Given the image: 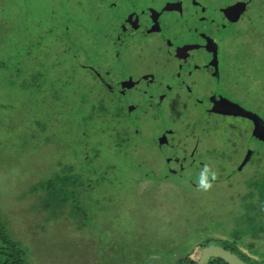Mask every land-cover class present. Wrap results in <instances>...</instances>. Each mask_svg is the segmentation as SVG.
<instances>
[{"label":"rangeland","instance_id":"obj_1","mask_svg":"<svg viewBox=\"0 0 264 264\" xmlns=\"http://www.w3.org/2000/svg\"><path fill=\"white\" fill-rule=\"evenodd\" d=\"M243 1L0 0V232L29 264H187L206 240L264 264V219L250 220L264 213V134H253L264 125V0L221 22ZM175 13L216 36L215 93L240 113L203 112L183 91L164 105L124 98L103 82L115 70L134 95L201 61ZM163 126L186 139L181 152L210 155L190 156L220 176L210 190L175 173L174 149L169 166ZM72 172L82 181L68 196L41 191Z\"/></svg>","mask_w":264,"mask_h":264},{"label":"flooded vegetation","instance_id":"obj_2","mask_svg":"<svg viewBox=\"0 0 264 264\" xmlns=\"http://www.w3.org/2000/svg\"><path fill=\"white\" fill-rule=\"evenodd\" d=\"M251 1L252 0L243 1L241 9H237L233 13H230L226 18H221V22L231 23V22L239 21L245 12L244 10ZM160 13H163L161 9H160ZM173 15H174L173 18L174 23L176 24L187 23L188 26H185V28L187 27L185 33L191 35L193 31L194 34L197 36L198 41L201 42V44L203 45L205 54H203L201 61H199L201 63L198 62V63H194V65H189L179 68L178 70L169 73L160 79H155L134 95L132 92H130L127 89V87L113 83V77H114L113 73L115 70L106 71L105 76L102 77L103 82L111 90L120 92L122 94V97L124 98L127 97L133 99V97H135L136 99H140L142 97H146L147 95H151L152 99H154V102L156 104L158 103L160 105H164L169 101V99L172 97V95L175 92L179 93L183 91L184 98H187V101H191L192 103H194L203 112H220L225 115L240 113L238 109V104L229 101L225 97H220L215 93V83L216 80L218 79V71H219L217 66L218 61H217L216 36H211L209 32L208 34H206L203 31V27L201 26V24L199 25L193 19L190 18L187 19V17L184 18L180 17L178 16L177 13ZM159 22L161 25H163V27H168L167 25L168 20L165 17L160 16ZM216 27L217 26H214L215 29ZM195 31L198 33V35L195 33ZM74 56L75 58L78 57L77 54H75ZM98 75L100 77L103 76V74H101L100 72H98ZM241 113L250 115L245 112H241ZM255 132H256L255 142L260 143L262 135L264 134V125L261 124V127L259 126V130L256 131L254 130L253 134ZM161 135H162V145L160 147L161 153L166 156V154H169L170 150L174 149L173 154H175V156L173 157H176L177 159L174 166L175 173L182 175L183 177L184 174L187 173L186 174L187 179L192 182L200 179L203 171L197 169L196 167L197 165L195 163L190 162V156L192 155L193 159L196 161L201 160V158L203 157L206 158L205 161L208 162L209 161L208 158H210V155L207 158L206 156L205 157L201 156L205 153L193 152L194 154L192 153L185 154L181 152L182 147H180V145L186 139L183 137H179V135L176 132L171 131L170 129L167 130L165 126H163L162 128ZM187 140L189 141L186 143L184 149L187 146H189V143L191 142L190 137L187 138ZM195 148H197V146H195ZM189 149H194V147L190 146ZM202 151H204L203 147H202ZM166 160L167 163H169V166H171L172 165L171 155L166 156ZM149 175H150L149 173H146L145 175L146 180L149 179ZM171 177H173L171 172L164 173V175H160L161 180L164 181L170 180ZM208 177L210 182H219L221 180L220 176H217L215 180H212L210 175H208ZM206 242L207 240L204 242H199L200 251H202L204 248L209 246H221L220 244L212 245V243L210 242L206 243ZM200 244H206V246H200ZM237 256L242 258V256L238 254ZM211 260H215V262L219 264L222 263L221 261H219V259H211ZM212 262L213 261H210L209 264Z\"/></svg>","mask_w":264,"mask_h":264},{"label":"trees","instance_id":"obj_3","mask_svg":"<svg viewBox=\"0 0 264 264\" xmlns=\"http://www.w3.org/2000/svg\"><path fill=\"white\" fill-rule=\"evenodd\" d=\"M73 171V170H71ZM69 170V172H71ZM71 175H76L75 173H64V176L62 175H58V182H53L54 183V186L53 187H44L43 186V189H41V191L45 192V195H47L46 197L48 198H51V194L52 196L54 195V197H58L60 198L62 195H63V192L66 190L67 191V196L69 195L68 194V191L69 190H72V189H69V185H72V186H77L79 184H77V181L80 180L82 181L81 177L79 179V174H78V180H77V177L75 176V178L73 180L75 181H72V178H71ZM84 183V182H82ZM82 187V185H81ZM38 190V189H36ZM70 198H62V199H51L53 200V203H56V202H63L64 204H67L68 201H69ZM50 201V200H49ZM54 205V204H53ZM45 207H50V203H45ZM257 214L256 217L250 219L251 221H253L254 219H258L260 221H263L262 219H264V217H262V215L264 214L263 212L262 213H259L258 210H256ZM254 215V216H255ZM258 216V217H257ZM256 222V220H255ZM258 231L261 230V232H264V227L262 228H259L257 229ZM8 237L7 236H2L1 232H0V264H29L28 260L26 259V255L25 253L23 252L24 250H22L19 245L17 244V246H15L9 239H7ZM227 242V241H225ZM251 244V243H250ZM252 245V244H251ZM200 246H206V244H200ZM200 253L201 251L199 250L198 252L195 253V256L196 258H192L191 260H189V262L187 264H196L199 257H200ZM221 261L223 264H226L224 263L222 260H219ZM212 264V263H210Z\"/></svg>","mask_w":264,"mask_h":264},{"label":"water","instance_id":"obj_4","mask_svg":"<svg viewBox=\"0 0 264 264\" xmlns=\"http://www.w3.org/2000/svg\"><path fill=\"white\" fill-rule=\"evenodd\" d=\"M211 259H219L226 264H248L235 253L220 246H209L204 248L196 264H209Z\"/></svg>","mask_w":264,"mask_h":264},{"label":"clouds","instance_id":"obj_5","mask_svg":"<svg viewBox=\"0 0 264 264\" xmlns=\"http://www.w3.org/2000/svg\"><path fill=\"white\" fill-rule=\"evenodd\" d=\"M208 169L205 168L204 172H202L201 174V178L199 180V186L202 190L204 191H208L212 188V183L209 181V177H208ZM211 179L215 180L216 179V173L213 172L211 173Z\"/></svg>","mask_w":264,"mask_h":264}]
</instances>
